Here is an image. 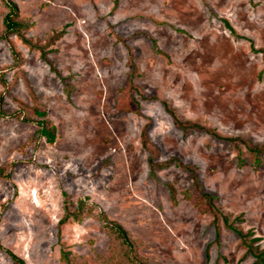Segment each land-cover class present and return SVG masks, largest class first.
<instances>
[{
  "label": "rangeland",
  "instance_id": "374dc122",
  "mask_svg": "<svg viewBox=\"0 0 264 264\" xmlns=\"http://www.w3.org/2000/svg\"><path fill=\"white\" fill-rule=\"evenodd\" d=\"M11 1L36 47L2 38L0 1V244L25 264H254L223 217L264 250V0Z\"/></svg>",
  "mask_w": 264,
  "mask_h": 264
},
{
  "label": "trees",
  "instance_id": "16d2710c",
  "mask_svg": "<svg viewBox=\"0 0 264 264\" xmlns=\"http://www.w3.org/2000/svg\"><path fill=\"white\" fill-rule=\"evenodd\" d=\"M3 5L6 7L7 12L4 14L3 18H2V24L4 27V32L2 35V38L4 40H8L9 36L14 34L16 36H18L21 41L24 44H27L29 47L34 48L36 47V45H33L31 43L30 40H28L25 35L23 34V31L29 28V23L27 21L21 20L18 18V8L17 5L11 1V0H0ZM223 24L225 25V27L229 30L230 34L237 37L236 32L234 31V29L229 25V23L226 20H223ZM12 52L14 57L15 52L14 49L12 48ZM0 100L2 101V99L0 98ZM165 110L167 111V113L169 115H171V117L173 118V121L175 123V125L183 130L186 131L189 128H198L201 129L200 126L195 125V124H189V123H182L177 116L175 115V112L172 109H169L168 105L166 103H163ZM35 114L37 116H39L40 118H44L46 116L45 112H40V111H35ZM39 126H40V130H39V134L45 138L46 142L48 144H52L55 141L56 138V129L54 126H47V121L45 119L40 120L38 122ZM145 137V136H144ZM143 145L146 147L147 145V140H144ZM263 150V147H259V146H255L254 148H252V151L255 153H259ZM149 166L150 168H154L155 164L153 163V161L151 159H149ZM172 191V190H171ZM172 196H173V191H172ZM65 196V194H63ZM204 197L208 198V200L211 202L213 200V198L211 197L210 194H203ZM174 198V197H173ZM72 218L75 221H79L80 217L77 214H73L68 212L65 209V214L62 217V219L59 221V225H63L65 223L68 222V220ZM100 219L101 221H103L104 225H108L110 228H112L123 240V242L127 245L130 244L129 238L127 236L126 231L123 229V227L115 222L109 221L105 214L103 212L100 213ZM224 222L228 225L229 228H231L232 230L235 231V233L242 239L243 244H245L248 253H250L254 258H255V263L254 264H264V250H259L258 246L254 247L252 244V241H248L246 240V235H244L240 230H238L237 228H234L232 226V224L229 223L227 217H223ZM0 250L3 251L12 261L14 264H25L24 260L19 258L18 256H16L14 253H12L11 251L5 249L1 244H0Z\"/></svg>",
  "mask_w": 264,
  "mask_h": 264
}]
</instances>
